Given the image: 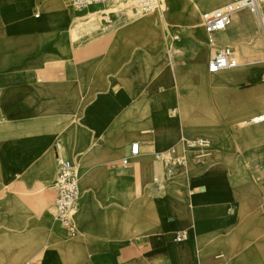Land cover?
I'll list each match as a JSON object with an SVG mask.
<instances>
[{"label": "crops", "instance_id": "obj_1", "mask_svg": "<svg viewBox=\"0 0 264 264\" xmlns=\"http://www.w3.org/2000/svg\"><path fill=\"white\" fill-rule=\"evenodd\" d=\"M32 1L30 10H14L13 0H0V95L10 97L0 105V264H203L220 254L225 264H264V218L250 219L264 214V123L243 122L264 111V0L259 14L238 11L215 35L239 66L201 84L213 123L231 132L237 163L215 156L199 164L205 159L194 154L192 160L196 178L210 165L226 168L212 170L227 194L254 191L256 208L239 221L229 200L194 207L192 194L206 196L208 186L192 188L186 171L184 189L174 191L184 173L172 181L174 172L157 160L184 139L182 97L191 103L194 87L186 72L176 73L171 41L152 53V16L142 37L135 14L112 17L108 4L78 9L70 0ZM235 1L200 0L182 12L202 31L201 16ZM205 43L208 36L187 43L189 56ZM240 122L247 127L240 130ZM133 143L140 153L125 166ZM70 156L82 177L75 235L55 220L57 193L50 187L59 160ZM182 232L189 238L177 242ZM214 237L221 243L209 242Z\"/></svg>", "mask_w": 264, "mask_h": 264}, {"label": "bare ground", "instance_id": "obj_2", "mask_svg": "<svg viewBox=\"0 0 264 264\" xmlns=\"http://www.w3.org/2000/svg\"><path fill=\"white\" fill-rule=\"evenodd\" d=\"M168 7L165 8V10L161 13H158L159 11L150 13V14H143L146 17H138L137 13L134 12L136 17L139 19V21L135 24V30L140 31L139 36H144V32L148 33L149 27L148 24H145L144 19L151 17L147 15H153L152 16V43H157V46L152 47V53L157 52L160 50L164 44V37L162 33V26H165L166 29L171 32L174 29L179 30L180 39L179 41L172 40L170 43L173 45L172 49V60L173 64L176 70V73L179 77H181L183 72H186L187 79L186 82L194 87V93L191 100V103L188 102L186 96H183L182 98V104H181V119H182V128L184 131V141H192L195 140L196 137L204 136L208 137L213 140V148L212 153L209 157H207L204 162L201 161V163L210 164L212 163L213 158L216 156V160H220L223 162V164H236L237 163V155L238 150L236 149V144L233 143V140L230 141L231 132L228 131V129H223L222 127H218L213 122V118L216 116V113L212 109V104L210 101V98L207 96V92L205 89V93L203 94L201 90V84L202 82L205 85L211 78H216L220 76L223 73L231 71L230 69H226L217 73H210L208 70V65L210 62V59L212 57V54L215 53V51H211L208 47V44L205 43L206 47L205 49L200 50L198 53H195L192 56H189L190 54V48L187 46V43L191 42L194 44V40L202 39V37H205V42H207V34L206 31L203 29L201 31V27L193 28L192 25L188 24L187 21L183 19V12L182 10H190L195 9L196 4L200 0H166ZM35 3L32 0H13V9L14 10H20V9H27L30 10L31 7ZM116 5H111V8L114 9ZM142 14V13H141ZM156 14H163L162 18H160V21L157 20ZM158 21V22H157ZM200 32L203 33L202 36H200ZM176 45H183L184 47V53L180 50V47H177ZM195 50V49H193ZM163 58L166 59V56H163ZM182 61H185L186 63L191 64V69H186V64H183ZM17 97H19V90H17ZM18 100V99H17ZM5 102L9 104L10 97L9 94H1L0 95V105L4 107ZM12 102H14V94H12ZM247 124L249 123L250 126L255 125L259 126L261 123H264V111L258 112L257 114H254L253 116L249 117V119H246ZM251 123V124H250ZM240 130L245 129V125H243L241 122L239 123ZM229 148V150H228ZM178 149L182 156L185 158V163L180 164L176 167L174 171V177L171 179L172 181L177 178V175L180 172H183L179 178V183L175 185V189H184V176L186 175V171L191 172L190 175V186L193 188L199 183H203L206 186H208V194L206 196H200L197 195V193L192 194V204L194 207L198 205L199 203H211L216 201L221 202H234L236 204L237 208V221H239V217L243 216H249L251 211L256 208L251 203V196L253 195V190H244L240 189L235 192V195L227 194L223 190V179L221 176H218L214 173L212 169H226V168H219V164H216L214 166L210 165L209 173L202 178H196L194 173L196 169L197 164H193V154L194 150L189 146H183L182 143L178 144ZM219 152H229L230 155L227 154H219ZM70 162H74V159L72 156L69 157ZM173 175V174H172ZM82 189V186H81ZM173 191V192H174ZM228 202V203H229ZM227 204V203H225ZM207 205V204H205ZM200 220L197 218L196 224L198 225V235H201L202 233V224L199 222ZM228 223L227 222H218L219 226H224ZM257 223V222H256ZM255 228H262L261 225H253ZM248 227V224H247ZM246 227V228H247ZM189 238L188 234L186 236L187 241ZM220 238L214 237L210 238L209 242L211 243H221ZM193 257L195 258V253L193 254ZM226 258L225 255H217V262L214 263V261H209L208 263L203 262V264H225Z\"/></svg>", "mask_w": 264, "mask_h": 264}, {"label": "built area", "instance_id": "obj_3", "mask_svg": "<svg viewBox=\"0 0 264 264\" xmlns=\"http://www.w3.org/2000/svg\"><path fill=\"white\" fill-rule=\"evenodd\" d=\"M72 5L78 9H87L95 5H107L117 0H70ZM131 1L132 10L135 13L150 14L160 10L158 0H120ZM258 0H238L222 7L212 13L204 14L203 20L205 31L208 36V44L215 51L212 55L208 70L210 73H217L226 69H235L239 62L235 52L231 47H217L215 35L224 32L232 22V15L243 9H250L254 13H260ZM178 35H173L177 40ZM183 146H189L194 150V157L197 160H203L212 153L213 142L208 138H198L192 141L181 139ZM139 143H133L131 146V155L123 160L125 166L130 165L131 159L139 155ZM157 160L160 161L168 175H172L177 166L185 163V158L179 153L177 147L169 151L157 154ZM81 175L77 166L69 160L60 159L56 179L50 187L57 193L55 202V220L63 223L69 228V231L75 235L77 228L72 223L73 217L79 209V202L82 196ZM186 239V233H178L176 241Z\"/></svg>", "mask_w": 264, "mask_h": 264}, {"label": "rangeland", "instance_id": "obj_4", "mask_svg": "<svg viewBox=\"0 0 264 264\" xmlns=\"http://www.w3.org/2000/svg\"><path fill=\"white\" fill-rule=\"evenodd\" d=\"M159 1V6H160V12L158 13H161L162 10L164 11L166 7H168V4H167V1L166 0H158ZM260 1V0H258ZM70 2V1H69ZM116 5L114 9L111 8V5ZM132 5L133 3L131 1H120V0H117V1H113L111 3L108 4V8H109V11L108 13L112 16V17H115L117 16L118 14L122 13V12H125V13H128L129 16L131 17H134V11L132 10ZM162 9V10H161ZM138 17H146L145 15L141 14V13H137ZM162 15L163 14H156L157 16V20L160 21V18H162ZM147 16H153V15H147ZM188 16H191V15H188L187 13H184L183 14V19L184 20H188ZM139 17V18H140ZM201 19H202V26L205 30V25H204V20H203V16H201ZM161 28H162V33L164 35V37H166L169 41H172V37L173 35L175 34H179V30L178 29H174L172 30L171 32H169L165 26H162L161 25ZM73 163L74 165L76 164V162H71ZM161 165V164H160ZM162 169V167H161ZM82 171V170H81ZM166 178V177H165ZM163 180L164 179V175H163V178H160V180ZM160 181V182H163V181ZM263 219L264 218V214L263 215H259L258 213H254L253 215L250 216V219H252L253 221L254 220H260V219Z\"/></svg>", "mask_w": 264, "mask_h": 264}]
</instances>
